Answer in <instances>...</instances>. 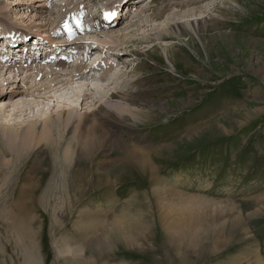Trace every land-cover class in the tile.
I'll return each instance as SVG.
<instances>
[{
    "label": "rangeland",
    "instance_id": "obj_1",
    "mask_svg": "<svg viewBox=\"0 0 264 264\" xmlns=\"http://www.w3.org/2000/svg\"><path fill=\"white\" fill-rule=\"evenodd\" d=\"M0 8L7 23L23 34L27 28L33 33L27 47L49 25V31L58 33L53 46L45 44L48 49L44 48L41 68L61 76L85 65L90 75L91 68L98 66L88 75V80L98 81L72 84L86 85L92 94L86 100L62 84L46 99L25 96L21 93L29 94L30 84L24 90L26 81L22 85L18 81L26 75L31 74L35 84L53 81L55 76H44L42 82L39 76L35 78L38 69L34 66L22 75L4 69L6 73L0 76V150L8 154L4 133L20 135L29 123L38 130L47 116L54 119L55 110L67 106L73 105L72 117L92 111L123 117L112 134L104 133L110 141L98 146L92 157L80 162L78 149H72L69 170L81 168L87 173L79 182L50 170L42 175L47 166L59 163L60 153L71 143V124L59 139L60 150L51 147L57 151L52 150L50 163H46L49 159L42 145L9 165L0 156V264H62L67 258L71 263L73 255L84 257L87 264H100L93 261L95 242L88 239L79 246L72 234L73 229L85 228L84 217L91 212L102 215L103 225L120 213L119 220L136 219L143 227L135 246L100 242L96 250L102 251L107 264H177L176 259L179 264H255L256 258L264 264V0H0ZM117 8L124 15L111 27L96 25L103 12L118 13ZM104 33L114 34L115 52L103 45ZM97 44L101 45L85 59ZM56 47L58 54L53 52ZM4 56L5 51H0V67ZM58 59L65 64L55 69ZM104 68H111L109 75L115 72L114 78H103ZM94 87H98L95 93ZM111 92L119 94L113 97ZM26 99L32 105L29 108L23 104ZM114 102L129 107V112L119 113ZM104 128L100 127L103 132ZM135 148L149 152L155 175L117 162L122 151ZM37 157L44 164L36 172L38 190L34 201L27 203L32 223L25 229L23 215L10 211V205ZM156 191H160L157 196ZM169 208L173 213L167 222L182 211L181 217L191 222L219 215L203 226L224 227L218 236L212 233L215 238L210 231L205 234L202 248L194 251L199 259L184 257L182 251L167 256L159 252L163 245L159 216ZM231 215L240 217V226L235 227ZM30 227H35L37 236H28ZM210 237L224 243L216 249L217 256L211 252Z\"/></svg>",
    "mask_w": 264,
    "mask_h": 264
},
{
    "label": "bare ground",
    "instance_id": "obj_2",
    "mask_svg": "<svg viewBox=\"0 0 264 264\" xmlns=\"http://www.w3.org/2000/svg\"><path fill=\"white\" fill-rule=\"evenodd\" d=\"M117 10H118V13H117L118 17H122L124 15V13L122 12V8L121 9L117 8ZM94 13L98 14V13H101V11L96 10ZM114 13H115V11L111 12L110 10L103 12L100 15L101 19L98 21V23L96 25L99 28L100 27L101 28L111 27V25H113L116 22V19L118 18V17H115L114 20L111 19L113 17ZM4 16H5V12H3L0 8V21L2 20V21L6 22V23H3L1 21L3 23V25L2 26L0 25V46H1L0 51H5L4 58L3 57L1 58V62L4 61L3 62L4 64L1 65V67H0V76H2V74H3L2 72L5 71L4 69H6V71H9V73L17 72V73H19V75L20 74L22 75L23 73L28 74V72L30 71L29 67L34 66L36 69H38L36 71L35 78H37L39 76L40 81H42L44 79V76L48 77L49 75H51V76L53 75V76H55V78L53 81L49 80L47 83L46 82L44 83L42 81L44 84L43 83L42 84L41 83L35 84V82L31 80L32 75L31 74L26 75L25 78L19 80L18 83L21 81L22 82L21 85H22L23 82L26 81V82H24L25 84L22 85V88H25L24 90H26V87H24V86L27 84H30L29 85L30 87H28L29 90H27V92H29V94L28 93L24 94L25 92H22L21 94H23L25 96H32L34 98L46 99L47 98L46 95L50 94V92H52L54 90L53 88L55 86H57L59 84H60L59 86H61V84H62L65 87L70 86L71 89L68 88V90L76 89V90H74V92H76L74 94H76L78 96V98H83L86 100V99H89L90 97H92L91 93L90 94L87 93V91H89V89L88 88L86 89V85L81 84L79 86H74V87L72 86L73 82H77V81L84 82V81L96 80L95 78L92 80H90L91 79L90 78L88 80L89 71L85 67V65L84 66L83 65H77L75 71L70 70L67 74H61V76L58 75V72H56L57 74H55L52 71L48 70L46 67L41 68L39 66L42 64V62L45 61L44 58L46 56V54H45L46 49H44V48L48 49V47H46V45L49 46V48L51 46H53V44L56 43L54 40L58 37V33L54 32V31H49L50 25L48 26L49 29L46 30L45 32H43L42 34L36 33L33 36V41L31 43L32 45H28V47H27L26 41H27L28 37H30V35H32L33 33L30 32L29 28H27L28 30L26 29L24 31L25 34L21 33L19 31L20 29L16 25L11 24V23H7V20L5 18H3ZM60 20H62V23L65 22L64 17H61ZM22 23H24V22H22ZM46 25H48V24H46ZM75 26L78 27L77 30L80 29V23L75 24ZM63 28L64 27H62V29ZM37 29L40 30L39 28H37ZM104 36H105V38H104L105 40H104L103 45H106V47H108L109 50H107V51L110 52L111 50H114V52H115L117 49H116V47L113 46V43L111 42V41H114V38H115L114 34L104 33ZM98 45H101V44L94 45L90 51L86 52V54H85V50H84L83 51V53L85 54L84 58L86 59V57H88V54H90L91 52H95L96 49H98ZM84 48H85V45H84ZM43 50H45V51H43ZM53 52H55L56 54L60 53V52H58V47L53 49ZM16 53L20 54L19 58L18 57L16 58ZM110 54L113 55L114 53L113 54L110 53ZM49 61H50V59L47 60V62H49ZM63 64H65L64 61L61 59H58L54 64V68L57 69V67H59L60 65H63ZM95 69H98L97 65L95 67L91 68L90 71L92 74L94 73ZM86 70H87V72H86ZM110 70H111V68H104L103 78L104 77L105 78L109 77V79L114 78V76L116 74H115V72H113L109 75ZM6 71H5V73H6ZM43 71H47V72L44 74ZM91 73H90V75H91ZM0 78H2V77H0ZM17 78L18 77L13 76V79L16 80ZM60 78H62V79H60ZM63 81H65V82L63 83ZM96 81H98V80H96ZM8 83H10V82H8ZM59 86L57 87V89L60 88ZM1 88H2V86H1ZM84 88H85V90H84ZM91 90L95 93V92H97L98 87H94ZM103 92H104V88H103ZM14 93H16V92H14ZM55 94H56V92H55ZM107 94H109V93H107ZM117 94H119V93L118 92H111V96H113V95L116 96ZM9 97H11L9 99H12L11 95ZM61 97H57V99L61 100L63 97H65V95L62 98ZM51 98H53V95ZM67 98H68V94H67ZM28 100L29 99H26L27 102L20 100V102H22V103L24 102L23 104H25L29 108V106H32V105L29 103L30 100L29 101ZM79 100H81V99H79ZM85 100H83V101H85ZM110 101H112V100H110ZM81 102H82V100H81ZM16 103H19V101ZM70 103H68V100H67V105ZM47 104H49V103H47ZM56 104H58V103H56ZM62 106L60 105V108ZM64 106H66V105H64ZM58 107H59V105H58ZM72 107H73V105H72ZM72 107L67 106V107H64L65 110H63V109L62 110H59V109L55 110L56 118H54V119H52L51 116H50V118L48 116L45 118L42 115L43 113L41 112L40 115H42L45 118V120L43 121V123L41 125H39L38 130L36 129L34 124L29 123V125L20 133V135H18L17 133H11V132L9 135L4 133V135H5L4 144L6 146H8V154H6L4 151L0 150V156L3 160L2 162H5L6 164L9 165L12 163L14 158L16 160H19V158L23 159L30 150H32L33 148H36L39 145H42L43 151L44 152L46 151V153L48 155L47 159H49V161H47L46 163H50V159H51V155H52L53 151H55V153L57 151V149H54V148L59 149V145L61 143L60 140L62 141V134H63L64 130H66L68 128V125L71 124V127H70L71 143L69 145H66L64 147V149L62 150V153H60L62 155V158L59 161V163L54 165V167L47 166L44 170L45 174L43 173L42 175L45 176L46 173L50 170L52 174L56 175V173H58L64 178H68V175H69V177L71 179H74L75 181L79 182L80 179H82V177L84 175H86L87 173L83 174V171L81 170V168L75 169L74 171L69 170V164L72 161V152H71L72 149H78V150H76V151H78L76 154H77L80 162L84 161L85 159H87L89 157H92L94 151L97 148L103 146V144L105 145L106 143H108L110 141L107 139L106 136H104V133H106L107 136L112 134L113 132L111 129L115 128V126H120L121 122L123 121V117H119L118 115H116V116H118V117H116V116L112 115V113H109L106 111H103V112L102 111H99V112H93L92 111L90 113L91 115H83L82 117H80V116L79 117H72L73 114H72V112H70V110H72ZM113 107L119 113L129 112V107H127V106L123 107L122 104L119 102H114ZM16 108L13 109L12 111H14V110L16 111L17 110ZM48 109H46V110H48ZM100 109L102 110V106H99V110ZM46 110L45 111L43 110V112L48 113V111H46ZM44 115H45V113H44ZM3 123L6 124V122H4V121H3ZM102 126L106 127V128H104L105 132H103L100 129V127H102ZM3 129H5V128L3 127ZM17 131L18 130H16V132ZM55 137H56V139H55ZM54 139H55V142H54ZM113 143H115V142L113 141ZM118 143H117V145H119ZM1 147L2 146H1V139H0V148ZM51 147H54V148L51 149ZM24 151H27L26 154H22ZM139 151H140V149H138V148H135L132 150L129 149V151L125 149V151H122L121 156L119 157L117 162L119 164H122V165H120L122 167L132 165V166H135L136 168H138L141 172H146V173H150L151 175H155L154 172L156 171V169H155L156 165H154V163L150 160L151 158H150L149 152H139ZM152 151H153V149H152ZM7 156H9L10 160H6ZM54 160H55V156H54ZM42 162L43 161L38 157L33 159L31 165L27 169L26 179L24 180L23 184L20 185L18 187V189H16V194L14 196L12 204L10 205L11 206L10 211H17L23 215V225H25V229H28V225H30L32 223V219H30L28 217V214H27L28 213L27 203H28V201L33 202L34 198L36 196V193L38 190V182H34V179L36 177V172L39 170V168L42 166V164H44V162L43 163ZM96 165H97V163H96ZM82 168H83V166H82ZM96 170L97 169H95V171ZM95 174L97 176V174H99V172L96 171ZM98 179L99 178H97V180ZM103 179H104V177H103ZM99 181H100V179H99ZM103 183L106 184L107 181H105ZM107 187H109V185ZM153 193H155L154 195L157 196V195H159L160 191L159 192L156 191ZM162 193H164V192H162ZM168 193H170V192H168ZM180 194L184 195V193L183 194L180 193ZM181 195H179V196H181ZM187 199L189 200V198H187ZM160 206H161V202L159 203L158 208H160ZM164 207L165 206L161 207V209ZM227 212H225V213H227ZM172 213H173L172 209L169 208L168 212L166 214L162 215L163 217L159 216L160 228L163 229V232H162V234H163V238H162L163 245L160 248L159 252H161L163 255L167 256V254L169 252L177 251V253L179 254V252L182 251V254L184 255V257L188 254L192 258L195 257V259H199V257H196V254H194V251L198 247L202 248V244H203L202 240L204 238H206V236H207L206 233H208L210 231L211 234L214 233L216 235L217 234L219 235L220 229L222 227L221 225H218V226L213 225L211 228L208 227V229H207V228H203V226H205L207 222H213L214 219L217 218L219 215L216 213L217 214L216 216H213L212 218H209V219H207L203 216V217L199 218L198 222H193V221L191 222V220H187V219H184L181 217V215H183L182 213H184L182 211V213L180 215H177V216L175 215L174 218H172V219L170 218V222H167L166 221V220H168L167 218H169ZM229 214H230V212H229ZM233 214H234V211H233ZM105 215H106L105 217H108L107 214H105ZM120 215L121 214L119 213L114 219L106 220V223L103 225L102 224V220H103L102 215L99 212H91L88 217H84V221H83L85 223L84 229H77V230L73 229L72 234L75 237V241L79 246H82V244H84L86 242V240H88V239H91V240H93L92 242H95V248L92 250V253L94 255V259H93L94 262L96 261V262H99L100 264H107V262L105 260L106 258H104V256L102 258V255H100V252H102V251L99 249L96 250V248L100 247V244H102L100 242L103 241L104 239L107 240L108 243H110V246H120V247H125V248H127L131 245L135 246L136 242L141 239L140 236L143 232V227H141L139 225L138 221H136V219H127V218L119 220ZM220 216H222V215L220 214ZM232 219H233L232 222L235 223V227L240 226L241 219L239 216L235 217V218L232 216ZM218 222H220V219ZM215 224H217L216 221H215ZM34 228L35 227H33V228L30 227L29 231H28V236L31 238L37 236V232ZM205 234H206V236H205ZM213 236L215 238V235H213ZM214 238H211L210 245H212V248H213L211 250V252H214L213 255L217 256L218 252L216 253V249H218L224 243L221 241H217ZM207 247H206V249H207ZM236 258H238V257H236ZM71 259H72L71 263L68 262V258H67V260L63 259L62 264H87L84 257L81 258L77 255H73L71 257ZM176 261H177V264H179L180 260L176 259ZM260 262L261 261L259 258L255 259V264H262ZM88 264H89V262H88ZM238 264H242V263L238 262Z\"/></svg>",
    "mask_w": 264,
    "mask_h": 264
}]
</instances>
